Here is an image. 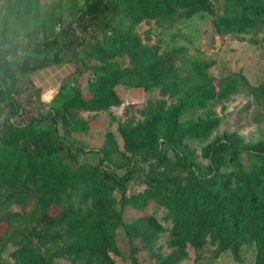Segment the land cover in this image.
Returning <instances> with one entry per match:
<instances>
[{"label":"trees","instance_id":"trees-1","mask_svg":"<svg viewBox=\"0 0 264 264\" xmlns=\"http://www.w3.org/2000/svg\"><path fill=\"white\" fill-rule=\"evenodd\" d=\"M226 6L215 13L212 0H54L46 8L40 0H0V264L8 242L7 264H54L55 257L67 259L60 264H114L111 254H121L118 227L127 264H149L140 251L153 264H177L187 247L197 255L206 245L212 257L227 251L241 260L248 244L253 264H264V137L247 143L235 130L223 131L200 146L203 165L188 143L218 125L207 101L243 88L264 95V79L253 86L240 72L217 77L209 71L213 55L147 44L134 30L143 19L171 23L197 11L212 14L218 32L255 30L264 22V0ZM65 61H73L74 78L86 72L89 95L77 82L68 88L61 82L52 96L57 104L20 120L13 97L18 76ZM118 82L157 87L161 95L141 120L118 124L128 158L120 173L105 165L117 150L111 131L99 148L60 134L88 128L76 111L120 104ZM136 159L146 166L133 165ZM136 177L139 187L128 189ZM150 199L165 208L164 252L155 245L164 225L153 213L122 217L123 206L142 209Z\"/></svg>","mask_w":264,"mask_h":264},{"label":"rangeland","instance_id":"rangeland-1","mask_svg":"<svg viewBox=\"0 0 264 264\" xmlns=\"http://www.w3.org/2000/svg\"><path fill=\"white\" fill-rule=\"evenodd\" d=\"M42 7H48L54 0H40ZM215 13L226 12L227 0H212ZM212 14L206 11H197L187 17H179L168 23L155 19H143L134 26V30L147 44L156 43L160 48L184 45L190 50H200L215 57V62L209 67V71L215 76L232 72H240L248 80L250 85H257L264 79V22L255 30L242 32H218L211 24ZM73 61L53 63L40 67L29 73L18 76L13 89V97L21 107V119L43 110L49 102L57 104L52 96L61 82L66 88L77 82L84 96H88L86 89V72L74 78L72 70ZM115 89L121 98V103L112 105L108 109L99 111H76L75 116L86 120L88 128L85 130L60 131V134L72 143L85 148H99L105 146V132L111 131L114 136L117 150L112 154V160L105 163L117 173L127 167V156L122 154V138L117 130L118 124L123 120L133 122L141 120L146 110L161 95L157 87L144 89L140 86H130L122 82L115 84ZM51 92L49 99L45 95ZM166 102L170 98L165 97ZM205 107L218 116V125L213 128L204 139L189 140L194 148L195 160L199 165L205 163V158L199 154L202 144L223 131L235 130L243 142L251 143L264 137V95L251 89L243 88L231 93L224 100L207 101ZM202 108L196 112H200ZM242 157V153L239 154ZM136 167H145L146 163L136 159L133 163ZM128 189L138 186V178H133L127 183ZM113 195L118 196V190ZM118 206V204L116 203ZM21 209L19 206H14ZM59 207L51 205L49 212L56 213ZM123 220L127 221L140 213H153L164 225L155 245L160 244L162 252L167 250L165 239L167 237L168 222L164 218L165 208L156 201L150 199L142 209L130 206L121 208ZM116 239L121 254H111L114 264H127V242L121 227L116 229ZM12 244L8 242L1 252V263L11 262L8 252ZM211 246L206 245L195 255L191 247H187V255L177 264H253V247L251 244L241 249V260H234L229 252H222L217 257L210 255ZM138 256L149 264L154 263L146 253L138 252ZM63 257L53 258L54 264L66 263Z\"/></svg>","mask_w":264,"mask_h":264},{"label":"crops","instance_id":"crops-1","mask_svg":"<svg viewBox=\"0 0 264 264\" xmlns=\"http://www.w3.org/2000/svg\"><path fill=\"white\" fill-rule=\"evenodd\" d=\"M20 120H21V116H20V118H19Z\"/></svg>","mask_w":264,"mask_h":264}]
</instances>
